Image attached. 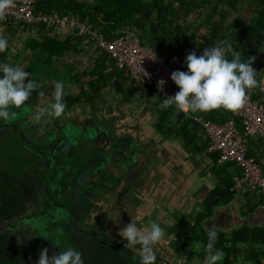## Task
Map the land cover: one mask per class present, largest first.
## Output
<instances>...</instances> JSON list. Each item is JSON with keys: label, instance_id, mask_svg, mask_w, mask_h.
<instances>
[{"label": "trees", "instance_id": "1", "mask_svg": "<svg viewBox=\"0 0 264 264\" xmlns=\"http://www.w3.org/2000/svg\"><path fill=\"white\" fill-rule=\"evenodd\" d=\"M252 1L255 3L253 14L249 21L243 27L239 28H236L235 26L237 24L236 20L232 19L226 23L225 18L228 17L231 12L237 10V5L242 3L241 0H215L214 2H212V0H37L35 3V10L43 13L55 10L60 13L73 14L75 17H78L79 20L84 21L91 25L92 28L103 33L106 38L117 36L123 30H127V28L135 29L137 36L142 41H146L155 47L166 45L169 51H176L183 58L185 57L182 54L183 52H186L187 54L190 51H195L196 54L199 55L203 48L212 46L218 40H223L224 37H226V41L232 43L233 48L241 53L242 59H246L248 55L254 57L251 61V66L258 72L259 69L264 66V0ZM206 8L210 9L206 11ZM198 10L203 12L199 14L197 13ZM217 14L218 17L215 18V15ZM187 17H190L191 19L186 21ZM224 25L228 28H235L233 29L234 32L228 29L230 37H227L225 33L221 34ZM38 29L43 30V34L46 33L47 30H50L44 28L42 25H40ZM86 37H88L87 34L77 35L72 33V35L67 36L66 42L57 44L54 39L51 37L48 38V36L44 34L43 40L28 38L29 40L27 39L26 47L29 50L34 51L33 55H37V53L42 51L46 54V58L47 55L51 58L52 55L60 56L63 51L68 48L71 51L78 53L84 49L86 45ZM81 43L85 45L81 46ZM92 43L96 44L93 39L87 44ZM6 53V50L5 52L0 53V62H5ZM100 55L102 58V63L99 62L101 63L100 65L94 64L92 67L85 69L84 71L71 70L68 78L63 80V83L77 82V80L84 82V76L90 78L85 84L88 85L87 91L80 86V92L75 96L71 97L69 94H64V97L62 96V100L65 102L66 107L71 106L74 100L80 99V96L86 98L87 102L93 101L92 103H94L96 94L100 93L105 87L109 88L108 86H110V84H112L115 90L119 92H127L128 94L140 92V95L145 97L146 100H150L152 96L155 95L151 86L136 87L127 84L124 70L116 67L112 59L105 53L100 52ZM27 56L28 55L26 54L25 57ZM107 67H110V69ZM70 68H72V66H70ZM181 70H185L184 65ZM112 78H114L113 82H110ZM61 79L59 81H61ZM122 85H125V87H122ZM251 97L257 99L255 95H251ZM154 101L156 106L155 112L158 116V119L155 122L156 130L162 132L164 137L178 136L183 138L186 140V144L189 141L194 142V139L196 138L199 139L201 145L197 146L194 143V146L190 149V151L194 152L205 150L208 144V139L206 138L203 129L198 127V121L193 119L192 116H200L203 119H208L214 122H222L231 116L229 111L223 108H217L207 112H183L177 109L174 105H169L166 108L159 107L161 101L158 98ZM8 137L14 138L10 134H8ZM46 137L47 138L43 139L44 142H35L36 144L38 143L37 145L48 144L46 145L45 151L38 150V152L34 148L27 151H30L34 157H43L44 162L47 161V175L43 177L47 181H43L41 178L42 164L38 158L35 157L34 159V157L25 153L27 152L26 150L22 152L19 149H12L11 153L4 154V151L1 148L3 146H0V224L2 221H7L20 216L26 209V206L33 198H35L36 193L39 190V185L43 191V198H45V201L50 203L52 208L57 207L60 211L62 210L65 213V216L58 217L59 224H63L64 220L65 224L69 225L72 229H75L76 226L79 227L78 224L80 221H84L83 218H80V216L76 214L78 209L76 211L74 206L70 212L68 206L62 203L60 198L55 200V195L58 193L60 194V197L72 200V194L74 193L73 182L76 180L77 176L73 170L72 184L67 181H59L56 179L57 175L53 172L55 170L54 166L49 164L51 153L48 152V148L55 143V138L62 139V142L59 143V147L61 144L63 145V143H65L66 137L63 134V129L61 127L56 128L53 139L49 136ZM23 140L26 142L25 139ZM256 141L263 145L262 150L264 152V144L259 138L250 140L249 144H251L252 147L259 146L256 144ZM26 143L28 144L29 142ZM17 145H19V143ZM54 152L59 154L57 149L54 150ZM250 153L247 152L248 155ZM262 156H264V154ZM216 158L217 154L213 153L211 160H214V163L216 162ZM258 163L264 165L263 163ZM231 164V162H227L221 166L224 172L219 173V180L204 199L206 212L197 217L195 221H191L189 216H181L182 218L179 217V220H177L176 223H173L172 228H175L177 232L179 231L177 235L178 239L173 243V246L177 248L178 245H181V253L185 251L184 247L186 243L190 242L191 239L196 238L202 241L203 245L200 251L203 250L204 252V245L207 243V236L202 228H200L201 225L199 221L203 216L210 215L212 209L216 205L222 202H227L232 198L233 192L230 191L229 188L233 184V179L230 175L234 171L227 173V169L231 167ZM85 167L88 168L89 166L85 165ZM215 168L219 167L216 165ZM71 172L72 171H70V173ZM121 178L122 177L119 175L116 177V180L120 181ZM50 182L56 185L52 186L49 184ZM80 182L82 185V183L86 182V179L83 178L79 183ZM81 191L85 192L84 188ZM63 193H65L66 196H62L64 195ZM50 194H52L53 197L50 196ZM74 197H79V194L74 195ZM80 212H82V210ZM23 219L26 222H31V219H36V217H31L30 215ZM99 219L100 218L92 222L96 224ZM34 223L35 226H38L36 221ZM197 224L200 225L198 226V232L196 231ZM35 231H37V229H35ZM255 232L256 230L254 229L251 231V234H255V238H260L261 233L257 232L256 234ZM40 234L41 233L38 235L40 236ZM102 235L106 236L103 231ZM247 236L245 228H239L231 238H226L223 233H217L214 248L220 249L224 253L223 259L219 261L218 264L237 263L241 258V248L238 242L245 243ZM75 239L77 240L73 241V245L70 246L80 251V247L77 245L78 237L76 236ZM70 240L72 241L71 237ZM92 240L94 243L96 242L94 237H92ZM47 243H50V241L47 240L40 244L42 246L38 247L37 253L30 257L32 261H35L36 258H38V254L42 248H47L49 251V246L54 247ZM94 243L92 242L90 246L87 245L86 247L88 248L86 251H80L84 264H138L137 261L135 263V261L132 260V256L134 255H128L124 252L122 253L120 248L121 255H115L108 250L115 246L109 248L101 243L99 246L105 248L103 249L105 251L103 252L101 250V253ZM59 248L63 249L60 245ZM59 250L52 251V254H55ZM192 250L186 252L187 261L190 257L195 255V252H192ZM35 252L36 251H34V253ZM196 252L198 253V251ZM120 256H122V259ZM124 256L130 257L129 263L123 259ZM31 260H29L24 254L16 237L11 234L0 233V264H31ZM243 260L244 259H241V261ZM155 264H158V262H155Z\"/></svg>", "mask_w": 264, "mask_h": 264}, {"label": "rangeland", "instance_id": "2", "mask_svg": "<svg viewBox=\"0 0 264 264\" xmlns=\"http://www.w3.org/2000/svg\"><path fill=\"white\" fill-rule=\"evenodd\" d=\"M214 1L215 0H212V2H214ZM241 1H242V3L237 5V8H236L237 10L234 13L231 12L230 15L225 18L226 23H228V21H230L231 19L236 20V23H237L235 25L236 28L243 27L249 21L250 17L253 14V10L255 7V3L252 0H241ZM209 9L210 8H206V11H208ZM202 12L203 11L200 12V10L197 11V13H199V14ZM192 17H194V16H192ZM217 17L218 16L215 15V18H217ZM190 19H191L190 17H187L186 21H188ZM223 28H225V25L223 26ZM17 31H18V33L23 32V31H21L20 28ZM24 31H26V30H24ZM24 39L25 38H21L18 36H14L12 38V43H11V45L9 44V46L12 49L17 51L18 58L11 57V55H10V57L7 59V64H20L22 67L25 68V62L21 63L20 58L26 59V57L22 58L24 56L23 53L25 52L28 54V53H31V51L29 49L23 48ZM92 51H94V50H92ZM32 55L29 54L28 56H31L32 59L34 58L33 60L37 64H39L43 61L47 62L48 66H45L46 67L45 70H49V75H50L49 78L50 79H52L54 81H59L62 78L61 82H63L64 79L68 78L69 73L71 71V68L67 62H63L62 68L61 67L56 68V67H54L53 62H52L54 60V58H52V57L49 58L48 55L46 58V54L44 52L40 51V53H37V55H33V56ZM31 65H34V64L32 63ZM41 65L43 67V65H45V64L41 63ZM24 70L27 72L31 71V69L27 70L26 68ZM42 79L43 78L40 76L37 78H33V80H35L37 83V88H36L37 93H36V89H34L35 90L34 92H33V90L31 91V94L29 96L30 98H28L26 100V106H27V104L31 98H37V97H38L37 99L40 102L43 101L42 97H44L46 99L45 100L46 105L44 106V108L50 106L51 103L54 102V100H55L54 92L50 91L51 93L48 94L47 91H45L46 90L45 88L42 87V89H41V87H40V89H38V87L41 84H43V82H44V81L42 82ZM25 81H27V77L25 78ZM64 86H65L64 87V93H66L68 84L66 83ZM46 88H47L48 92H49V90H52V88H53L52 83L47 84ZM41 90H43V92ZM68 92H69V95L74 93V91L73 92L68 91ZM102 92L96 94V96H95L94 102H96L97 99H100L102 104H97V106H95L93 108V111L91 110L92 119L95 116L97 119L101 120V118L104 119L103 117L100 118L101 115L109 116V115L113 114V116L112 115L110 116L112 118L110 120L111 122H109V123H113L114 125H117L118 123H123L124 120H121V119H123L126 116H130V118H128L127 120L125 119L126 122H128V123H139V121H142V120L145 121V123H154V121L156 119L155 115H153V113H151L149 110H152L151 101L153 102L155 97L158 98L157 96L151 98L150 100H146L145 97L140 95V92H135L133 94H128L126 91H125L126 93L117 92L112 86H110L107 91L103 90ZM33 94H35V96H33ZM121 98L123 100H121ZM124 101H127V102H124ZM79 102H80V104H83V102H84L83 97L82 98L80 97ZM90 102L92 103L93 101H90ZM64 104H65V102H64ZM83 106L85 107V105H83ZM122 106H125V108H122ZM70 108L72 110H69L68 108L65 107L64 114L58 119H57V117H59L60 115L57 117H53V116L49 115L47 112L41 113L40 112L41 107H37V112L35 110L32 111L33 115H32V112L31 113L29 112V115L31 114V118L28 121H27V118H25L26 121H24V122L22 120L24 112H23V114L16 116V117H19L21 119L22 123H26V127H24V130L27 133L24 134V138L21 135H19L18 127H21L19 125L20 123H14V126L11 125L12 123H9L8 124L9 126L7 127L8 131L6 129H3V132L0 131L1 132L0 133V143H1L0 146L1 145L3 146L1 148L4 151V154L11 153V151H12L11 143H15L17 141H19L22 144V147L24 145H26L27 150H30L32 148H37V150L45 151L46 145H48V144H44V145L39 144V146H38L37 145L38 143L36 144L35 142H40V141L44 142L43 139H45L46 136H49L51 139H53L54 131L56 130V128H58L56 123H62L64 121V119L65 120L66 119L67 120H72V119L76 120V119H78L77 114L81 115L80 118H82V123H91V122H89V120H86V122H84V119L86 118V116H84V115H88L87 111L85 113V109H83L82 113H78L79 110L81 109V105L79 106V104L77 103L75 106H73V108L72 107H70ZM75 108L78 110V112L74 110ZM114 108H117L118 111L112 112V109H114ZM25 109H26V107L24 106V111H25ZM32 109H33V107L30 105V110H32ZM102 109H104L106 112H103ZM72 112L73 113L76 112V114L72 115ZM102 112H103V114H102ZM88 113H90V112H88ZM123 113L125 114L124 117L122 116ZM127 113H129V115ZM137 113H138V115H135ZM143 114H146L145 115L146 119H143L141 117L138 121H133L135 119V117L141 116V115L143 116ZM147 117H149V119H147ZM114 118H117V119L115 120ZM132 118H133V120H131ZM20 119H19V121H20ZM29 121H31V122L29 123ZM65 122L68 123V121H65ZM69 123H72V122L69 121ZM121 125L123 126L126 124H121ZM109 126L112 127L111 125H109ZM7 132L14 138H10V137L7 138L8 137ZM23 139H25L26 142H29V143L26 144V142ZM58 140H59V138L56 137L54 140L55 143H53L54 144L53 147H54V150H56V149H57V151L60 150V153L58 154L57 152H54V151L50 152L51 156L49 158V164H52L55 168V170L53 172L55 173V175H57L56 179H58L59 181H62V182L67 181L68 183L72 184L73 170L75 171V174H77V176H76V180H74V182H73V185H74L73 192L74 193L72 194V200L60 197L59 193L57 195H55V200H58V198H60V200H62V203H64L66 206H68V208L71 212L73 209L72 208L73 206L78 208L79 205H81V202L85 203V201L74 197V195L80 194L81 190L83 189V186H84V188H86L84 185L85 183H82V185H81V182L79 183V181L81 179H83V178L88 179L89 175L97 174V172L99 170L97 166H101L99 163L96 162L97 152L101 151V148L97 147L96 149H92L91 148L92 145L86 144L87 140L85 138L80 137V138L76 139V136H74L73 137L74 145H71L70 140L66 138L65 144L61 145V149H60ZM74 141H76V142H74ZM80 144H84V145L80 146ZM148 145H150V142L148 143ZM100 146L104 147L105 149L110 150V147L108 145L105 146L104 144H101ZM129 148H132V147L129 146ZM139 148H140V151L142 153H145L143 160H145V159L148 160V164H147L148 167H147V169L144 170L145 175L143 177L139 176V174L136 175V178L134 179L135 184L133 183L135 192H134V194L131 193V194L127 195L130 200L124 199L125 194H122L121 196L116 198V199H118L116 202L117 204L115 202H113L111 205L108 203L109 206L107 207V209L103 208L102 209L103 211L100 212L101 214H97L98 211L96 209H90L89 210L90 214L87 216L88 218L86 219V221H82V222L80 221L78 224L79 227L76 226L75 229H72L69 225L64 223V220H63V224H59L60 222L58 220L59 219L58 217L65 216V213L62 210L60 211L57 207L52 208L50 206V203H47V201H45V198H43V191L39 185V187H38L39 190L36 193L35 198H33L32 201L26 206V209L24 210V212L20 216L14 218V219H10V220L1 222L0 233L11 234L14 237H16L18 239V242H19L21 249L23 250L24 254L27 256V258H29V260H31L30 259L31 255L37 253L38 247L42 246V245H40L41 243L49 240L50 243H47V244L53 245L54 247H56V248H54L52 246L48 247L49 251L47 254L52 255V251L57 250V249L61 250V248H59V245L63 248L65 246L73 245V241L77 240V239H75L76 236L78 237L77 245L80 247V251H86V249L88 248L86 246L87 245L90 246V244L92 242L94 243V241L92 240V237H94V239L96 240L94 245L96 247H98L100 252H101V250L103 252L105 251V250H103L105 248H103L102 246H99V244L102 243V245L109 247V248L111 246L115 245V247L110 248L108 250H110L115 255H121V250L119 249V247L121 246V241H117V240L115 241V240H112L111 238H113L114 234H117V233L119 234V230L122 229L131 220L136 223L137 227L140 228L141 231L146 230L151 221H155V222L159 223L160 226L164 229L163 236L158 241L159 243L164 244V243H167V241H170V242H173L175 240L177 241V239H176L177 238L176 237L177 232H171V231L165 229V227L162 226L161 223L162 222L164 223V221H166V223H171V222L174 223L176 217L180 216V214H181V216H186V214H188V216H189L187 208L182 209L184 211L183 213H181V210L178 211L176 209V207L172 208V206H174L176 203H174V201L171 202L169 199H167L165 197V195H167V193L170 191H171L170 193L173 194V191H172L173 187L171 186V182L163 181V173L161 172L160 167H158L159 162L152 161L149 163L148 157L153 156V154L151 155V150L147 149V147L145 148L144 146L143 147L139 146ZM135 151L136 150H133V152H131L130 154H133ZM140 154H139V157H140ZM27 155L34 157L30 151L27 152ZM161 155L162 156L166 155L168 158H170L169 156L172 154H171L170 149H164V150H161ZM35 157L38 158L42 164L41 178L43 181H47L45 178H43L47 175V172H46L47 161L44 162L43 157H41V158H39L38 156H35ZM35 157H34V159H35ZM85 165H88L89 167L87 168V167H85ZM131 165L133 167L135 165V162L132 163ZM115 170L113 172H115ZM134 170H136V168H134ZM70 171H72V172L70 173ZM139 172H141V171H139ZM108 173H110V172H108ZM87 174H89V175H87ZM134 174H136V173H134ZM153 174H158V179L156 181L153 180V178L151 177V175H153ZM107 175H108L107 172L104 173V172L100 171L97 174V177H99V180H102L104 182L106 181L107 184L112 188L113 187V185H111L112 182L107 177ZM97 177L95 179V182H98ZM76 182H78V183H76ZM109 182H111V183H109ZM49 184L52 186L56 185V184H53L51 182ZM129 190H130V187H129ZM63 194L64 195H62V196H66L65 193H63ZM50 196H52V194H50ZM97 196H98V193L96 195H92L91 197L96 198ZM123 199L126 200L127 202H129L132 207L129 204L125 203ZM177 199H178V197H177ZM88 201H92V200H88ZM98 201H100V200L99 199L93 200V202H97L96 205L98 204ZM122 201H123V203H122ZM176 201H178V200H176ZM136 202H137V205H136ZM124 203L127 204L126 207L128 209L132 210V213L129 216L127 215V213H125V210L123 211L124 206H122V204H124ZM52 204H54V203H52ZM98 205H100V203ZM175 210H177L178 212ZM174 211H175V213L177 212L175 215L176 217L173 215ZM67 213H68V211H67ZM138 214H140V216H139L140 218L135 220V215L137 216ZM30 215H31V217H33V216L36 217V219H33V220L31 219V222L30 221L26 222L23 218H26ZM191 215L192 214H190V216ZM107 216L114 218V221H115L114 224H111L107 220L102 219V218L107 217ZM21 218H22V220H21ZM93 218H95V220L98 218H100V219L98 220V222L96 224H94L93 222L91 224V220ZM62 219H65V218H62ZM35 221L38 223V226H35V223H34ZM30 223L33 225V227ZM35 229H37V231H35ZM102 231L104 233H105V231L107 233H109V237L107 235L103 236ZM115 231H117V233ZM39 233H41L40 236L38 235ZM70 237H71L72 241L70 240ZM82 237H84V238H82ZM100 240H102L103 242ZM115 243H117V247H116ZM191 244H192V242L186 243V245L184 247L185 252H188L192 249H196V247H194V248L191 247V246H194ZM201 244L202 243L198 242V244H197L198 249L201 246ZM138 246L139 245H137V247ZM176 246H177V244H176ZM162 247H164V246L162 245ZM169 247H170V245H169ZM174 248L176 250H178V249L180 250V251L178 250V254L181 253V245L177 246L178 249L175 246H174ZM128 250H127L128 251L127 254L132 253V255H134V256L139 255L138 252L134 249L128 248ZM34 251H36V252L34 253ZM160 251L163 252L164 254L167 252L166 249H164V248L160 249ZM196 251H198V250H192V252H195L194 253L195 257L191 258V262L193 264H206L205 262H203V260H206V255L204 254L203 250L199 251L198 253ZM134 256H132V258ZM120 257L122 259V256H120ZM184 257L185 256L182 255L178 259L185 261L186 258H184ZM123 259L125 261H127L128 263L130 261V257H128V256H124ZM161 259H163V258H161ZM35 261H32L31 264H35Z\"/></svg>", "mask_w": 264, "mask_h": 264}, {"label": "crops", "instance_id": "3", "mask_svg": "<svg viewBox=\"0 0 264 264\" xmlns=\"http://www.w3.org/2000/svg\"><path fill=\"white\" fill-rule=\"evenodd\" d=\"M235 12V11H234ZM232 12V13H234ZM73 15V14H71ZM74 16V15H73ZM218 16V14H217ZM232 20V19H231ZM82 21V20H81ZM19 29V28H18ZM16 27L13 25H1L0 24V35H3L7 38L9 44L11 45L12 43V38L14 36H18L21 38H25L23 42V48H26V43L28 38H36V39H44V34L46 36L51 37L54 39V41L59 44L61 42H66V38L68 35H72V30L69 28H51L50 30H47L46 33L43 34V30H39L36 27H30V29H24L21 28L22 33L19 32ZM228 29L233 31L235 28H228L225 26V28L222 29L221 34H226L227 37H230V34L228 33ZM26 30V31H24ZM234 32V31H233ZM43 34V36H42ZM91 39H88L86 37V45L81 43V46H84V49L79 51L78 53L71 51L69 48L63 51V53L60 56H51L54 58L53 65L56 68L61 67L63 65V62H67L69 66H72L71 70L72 71H84L85 69H88L92 67L94 64L100 65L102 63V58L100 55V51L95 49L94 44H87ZM227 38L224 37L223 40H218L215 44L212 46H215L217 43H222V42H227ZM57 47V46H56ZM9 49H12L9 46ZM94 50V51H92ZM31 53L33 54L34 51L30 50ZM6 56H5V62L7 63V59L10 57H16L18 58L17 51H9L6 50ZM17 54V55H16ZM25 55L27 53H23ZM27 54V55H29ZM33 56V55H32ZM106 59V58H105ZM20 62L24 63L25 62V68L31 69L29 73H31V79L37 78V77H42V82L46 81V84H50V81L53 84L54 80L49 78V70H45L46 67L48 66L47 62H41L44 63L45 65H42L39 63H35V61L32 60L31 56H27L26 59H21ZM101 62V63H99ZM34 64L31 66V64ZM58 63V64H57ZM58 66H57V65ZM50 65V64H49ZM31 66V67H30ZM42 67V68H41ZM110 69V67H107ZM84 76V75H82ZM84 82H80V80H77V82H67L70 85V88L67 86V92L68 91H74L73 94H70L71 97L75 96L80 92V86L87 91L88 90V85H85L86 82L90 79L87 76H84ZM28 78V77H27ZM256 78L258 81H262L259 86L250 88L247 90V93L249 92L250 96L255 95L258 100L262 101L264 103V66L259 69V71L256 74ZM112 78L110 82H113ZM43 82V84H44ZM41 84V89L42 87L44 88V85ZM126 85V84H125ZM125 85L122 87H125ZM112 86V84H110ZM108 86V87H110ZM113 87V86H112ZM114 88V87H113ZM115 89V88H114ZM34 90V89H33ZM43 92V90H41ZM82 91V89H81ZM119 92V91H117ZM37 93V92H36ZM84 94V93H83ZM35 95V94H34ZM156 96V95H154ZM153 98V96H152ZM156 98V97H155ZM154 98V100H155ZM157 99V98H156ZM159 99V98H158ZM34 99L31 98V101ZM34 102V101H33ZM38 101L34 102L33 105ZM78 102L74 100L73 106H75ZM97 104H102L101 100H96V102L92 103L91 106L94 108L97 106ZM69 106L68 109L72 110L70 107L73 108V106ZM89 103L85 107V109H91ZM20 107H23L21 105ZM67 108V107H66ZM77 108V107H76ZM74 109L77 111V109ZM119 108V107H118ZM117 108L112 109V112L117 111ZM103 112H106L104 109H102ZM102 112V114H103ZM113 116V114H111ZM103 117L104 115H101L100 118ZM194 118H201L200 116H192ZM105 119V118H104ZM106 120V119H105ZM108 121V120H106ZM123 124V123H122ZM125 125V131L123 129H119L117 131L118 135L124 136V138L114 142L115 145L112 147L113 156L115 159H118L119 161L122 162L121 171L126 170L127 172L131 173L132 175L136 176L139 174V176L143 177L145 175V169H147V164L148 160L145 159L143 160L144 154L141 155L140 157L137 156V162L135 165L132 167V160L131 157H129V160H125L121 157L119 151L124 152L127 147V143H129V146L132 148H129L127 151L130 152L132 149L138 148V146L147 145L148 141H144V138L138 137L136 130H133L134 128L131 123H124ZM128 124H130V128H127ZM155 124V123H154ZM153 123H145V127L149 128L150 133H158L160 131L156 132L155 126ZM199 124V123H197ZM121 123H118L117 126L118 128L120 127ZM113 126V124H111ZM116 126V127H117ZM200 127V124L198 125ZM115 129V128H114ZM113 129V130H114ZM200 129V128H199ZM201 130V129H200ZM202 132V131H201ZM123 134V135H122ZM157 135V134H156ZM126 138V139H125ZM197 139V138H196ZM194 139V142L189 141L187 144L185 143L186 140L183 138H180L178 136H172V137H164L163 133L160 134L159 138L157 141V149L159 152L164 149H170L171 154L168 158L166 155L163 157H160L158 160L154 158L153 156L148 157L149 158V163L152 161H157L159 162V166L161 172L163 173V181H169L171 182V186L173 187V194L170 192L165 195L167 199H169L171 202L174 201L176 203L172 208L176 207V209L179 211L181 210V213L184 211L182 209L187 208V211L189 213V218L191 221H195L197 217L202 215V213L206 212V207L204 205V199L206 196L209 194V191L215 186V183L219 180V173H223L224 171L222 170L221 166L224 165V163H220L217 161L214 163V160H211V157L213 153H209L205 150L203 151H190V149L194 146V143L197 146L201 145V142L199 139ZM151 140V139H150ZM149 140V141H150ZM256 144L259 146H253L249 144L248 147V152H252L249 154V156L254 157L257 162L263 163L264 164V154L262 150V146L260 142L256 141ZM146 147V146H144ZM190 147V148H189ZM151 150V149H150ZM187 153V154H186ZM215 153V152H214ZM215 154L218 155L216 152ZM161 158H164V161L166 164L162 163L160 161ZM122 159L124 161H122ZM135 160L133 161V163ZM227 163V162H225ZM138 165V166H137ZM218 166L219 168H215V166ZM172 166L175 168L174 171L176 173L174 175L170 174L171 172L169 171ZM264 167V165H262ZM133 168V169H132ZM136 168V170H134ZM166 168V172L163 171V169ZM134 170V171H133ZM141 171V172H139ZM230 171H234L231 173V178L237 174H239V169L232 163L231 167L227 169V173ZM122 173V172H121ZM136 173V174H134ZM152 176V175H151ZM174 179V180H173ZM132 183L135 184V180L132 181ZM232 186V185H231ZM178 197V199H177ZM178 200V201H176ZM186 206V207H185ZM175 210V211H177ZM174 211V212H175ZM177 211V212H178ZM176 212V213H177ZM176 213H173L175 216ZM190 214H192L190 216ZM188 217V214H186ZM176 217V216H175ZM180 216H177L175 219V223L177 220H179ZM182 218V217H181ZM202 230L206 234L207 231V226H214L215 230L217 233H223L226 238H231L233 234L240 228H245V231L247 232V240L245 243L238 242L240 245L241 251H240V260L234 264H264V195L262 194H255L251 192L250 190L243 191L240 193H234L231 199H229L227 202H222L216 205L213 209L210 215L208 216H203L201 220L199 221ZM199 224L196 225V231L198 232V229L200 226ZM256 230V234L261 233V239L260 238H255V234L252 235L251 231ZM177 231V230H176ZM179 232V231H178ZM177 232V235H178ZM252 237V238H250ZM254 238V239H253ZM178 239V238H177ZM190 242H194L198 244V242L202 243L201 240L198 238L196 239H191ZM192 245V244H191ZM202 245L199 247V249L196 246V249L193 250H198V252L202 249ZM194 248V246H191ZM183 253H186L183 251ZM253 253V254H252ZM195 257V256H193ZM186 258V256H185ZM241 259H244L241 261ZM184 262V261H182ZM203 262L206 263V260Z\"/></svg>", "mask_w": 264, "mask_h": 264}, {"label": "clouds", "instance_id": "4", "mask_svg": "<svg viewBox=\"0 0 264 264\" xmlns=\"http://www.w3.org/2000/svg\"><path fill=\"white\" fill-rule=\"evenodd\" d=\"M11 3L12 0H0V18H3ZM94 47L103 52L96 44ZM5 50L14 51L9 49L7 38L0 35V53ZM182 54L185 56L182 57L185 70H173L169 77L178 87V91L161 99L159 105L161 108L174 105L183 112L193 113L217 108L238 110L247 100V90L259 86L262 82L258 81L257 71L251 66L254 57L248 55L246 59H242L241 53L235 50L230 42L207 46L199 55L195 51ZM151 55L155 58L152 50ZM24 69L20 64L0 62V121L2 122L14 120L17 112L13 109L25 104L31 91L37 88L36 81L31 79L32 74ZM26 77H28L27 81H25ZM65 84L61 81L55 82L53 85L55 100L50 106L41 108V113L47 112L53 117L64 114L65 104L62 96L68 94L64 93ZM158 84L162 86L163 81H158ZM68 88H70L69 84ZM193 119L197 121V118L193 117ZM163 233L164 229L155 221H151L144 231H141L132 220L119 230V235L126 240L124 247L135 249L139 253V264H155L157 255L154 245L162 238ZM206 236L207 243L204 245L206 264H218L223 259L224 253L214 248L217 239L214 226H207ZM47 253L48 249L42 248L35 264H84L80 251L72 246H65L52 255Z\"/></svg>", "mask_w": 264, "mask_h": 264}, {"label": "built area", "instance_id": "5", "mask_svg": "<svg viewBox=\"0 0 264 264\" xmlns=\"http://www.w3.org/2000/svg\"><path fill=\"white\" fill-rule=\"evenodd\" d=\"M36 1L12 0L3 18H0V24L13 25L17 29L38 28L40 25L47 29L66 27L74 34H87V38L93 39L116 67L124 70L128 84L151 86L160 101L178 91L169 78L173 70H181L184 65V59L178 52L169 51L166 45L155 47L142 41L135 29L127 28L117 36L106 38L103 33L71 14L55 10L37 12ZM160 80L163 81L162 86L158 84ZM228 111L231 116L222 122L197 118L208 139L206 151L217 152L218 162H231L239 169V174L233 177L230 191L240 193L250 190L264 195V167L247 154L250 140L259 138L264 144V103L253 99L248 92L243 106Z\"/></svg>", "mask_w": 264, "mask_h": 264}, {"label": "flooded vegetation", "instance_id": "6", "mask_svg": "<svg viewBox=\"0 0 264 264\" xmlns=\"http://www.w3.org/2000/svg\"><path fill=\"white\" fill-rule=\"evenodd\" d=\"M109 88H107V87H105V88H103L102 90H101V92L103 91V90H108ZM100 92V93H101ZM103 93V92H102ZM81 98L83 97V96H80ZM153 97H155V96H153ZM83 99H84V102H83V104H80V102H79V99L78 100H76L77 102H78V104H79V106L81 105V111L79 110V112H78V110H77V112L78 113H82L83 112V109H85V107L87 106V104L89 103V105L90 104H92V103H90V102H87V100H86V98H84L83 97ZM31 100V99H30ZM121 100H123L122 98H121ZM155 100H156V98H155ZM124 102H127V101H124ZM123 102V103H124ZM155 101H151V104H152V110H149L151 113H153V115H155V121H154V123L157 121V119H158V116H157V113L155 112ZM46 105V102L45 101H39V102H37V104L35 103L34 105H33V109L32 110H30V113L32 112V111H36L37 112V107H41V108H44V106ZM83 105H85V107L83 106ZM90 107H91V109H85V113H86V111H87V114L88 115H84V116H86V118H88V120H89V122H91V123H88L89 124V126L88 125H80V128L81 129H84V131H85V139L87 140V144H90V145H92L91 146V148L92 149H96L97 147H100L101 148V151H99V152H97V160H96V162L97 163H99L101 166H97L98 167V172H97V174L100 172V171H102V172H104V173H106L107 172V177L111 180V182H112V184L111 185H113V187L111 188L110 186H109V188H108V184H107V182L105 181H102V180H99V177H97V174H94V175H89V177H88V179L86 178V182H85V187L87 188H84V186H83V188H84V190H85V192H83V191H81L80 192V194H79V197H77V198H79V199H81V200H83V201H85V203L84 202H81V205H79V207L77 208V207H74V209L77 211V209H78V212H76V214L77 215H79L80 216V218H83V220L84 221H86V219L88 218L87 216L90 214V212H89V210L90 209H96L97 211H98V213L97 214H101L100 212L101 211H103L102 209L103 208H105V209H107V207L109 206V204L111 205L113 202H117V200L118 199H116V198H118L119 196H121L122 194H125V196H124V199H128V200H130L129 198H128V194H131V193H133L134 194V192H135V189H134V186H133V183H132V181L136 178V176H134V175H132L131 173H129V172H127V170H126V166H125V170H123V171H121V169H119V167H121V165H122V162L121 161H119L118 159H115V157L113 156V154L115 153L114 151H113V149H112V147H114V145H115V143L114 142H116V141H118V140H120V139H122V138H124V136H121V135H118L117 134V131L119 130V129H123V131H125V125H120V127L118 128V126L116 127L115 125H113L112 127H110L109 125H111L112 123H108V122H111L110 120H111V118L112 117H110L111 115H109V116H105L104 118H106L108 121H106V120H104V119H102L101 118V120H99V119H97L95 116H94V118L92 119V117H91V115H92V112H91V110L93 111V106H91L90 105ZM122 108H125V106H122ZM13 110H15L16 112H17V115L16 116H19V115H21V114H23V112H25L26 111V109H25V111H24V107H22V108H15V109H13ZM118 111V110H117ZM148 111V112H149ZM88 112H90V113H88ZM64 113V112H63ZM117 114V113H116ZM128 115H129V113H127ZM32 115H33V112H32ZM135 115H138V113L137 114H135ZM146 114H143V116L141 115V116H137V117H135V119L133 120V118L131 119V120H133V121H138L141 117L143 118V119H146V116H145ZM29 116V117H28ZM62 116V114L59 116V118ZM122 116L124 117L125 116V114L123 113L122 114ZM121 116V117H122ZM25 118H27V121L31 118V114L29 115L27 112H25L24 113V115H23V118H22V120H23V122L24 121H26V119ZM128 118H130V116H126V117H124L123 119H121V120H124L123 121V124L124 123H128V122H126V120L128 119ZM19 117H16L14 120H12V121H10V122H2V121H0V131L1 132H3V129H6L7 130V127L9 126L8 124L9 123H12L11 125H13L14 126V123H20L19 125L21 126V127H19L18 128V131H19V135H21L23 138H24V134L25 133H27V132H25V130H24V127H26V123H22L21 122V119H20V121H19ZM92 119V120H91ZM115 120L117 119V118H114ZM126 119V120H125ZM147 119H149V117H147ZM17 120V121H16ZM91 120V121H90ZM120 120V121H121ZM69 121H72V120H69ZM31 121H29V123H30ZM62 123H64V121L62 122ZM153 123V124H154ZM122 124V123H121ZM132 124V126L134 127V128H132L133 130H136V131H138L137 132V136L138 137H142V138H144V141H148V143L150 142V145H148V143H147V146L146 145H143V146H146L147 147V149H151V155L153 154V157L154 158H156L157 160L160 158V157H163L162 155H161V152H159L158 151V149H157V144H158V142L159 141H157L158 140V138H159V136H160V134H162V132H158V133H154V134H152V133H150V130H149V128H147V127H145L144 125H145V121H139V123H131ZM154 126H155V124H154ZM17 127V126H16ZM72 127V126H71ZM62 129L64 128V126L63 127H61ZM73 128V127H72ZM115 128V129H114ZM127 128H130V124H128V126H127ZM114 129V130H113ZM156 129V128H155ZM108 130H110L111 131V133H108ZM8 131V130H7ZM0 132V133H1ZM156 132H157V130H156ZM8 133V132H7ZM9 134V133H8ZM157 134V135H156ZM5 135V134H4ZM3 135V136H4ZM123 135V134H122ZM8 136V135H7ZM7 138H9V137H7ZM26 138V137H25ZM45 138H47V137H45ZM126 139V138H125ZM151 139V140H150ZM150 140V141H149ZM58 142L60 143V142H62V139H59L58 140ZM19 143V145H17ZM27 144V143H26ZM63 144H65V143H63ZM101 144H104L105 146L106 145H108L109 147H110V150H108V149H105L104 147H101L100 145ZM11 145H12V149H19L20 151H22V152H24V150H26L27 151V149H26V145H24L23 147H22V144L19 142V141H17V142H15V143H11ZM53 145L54 144H52V146H50L48 149H49V151L48 152H53L54 151V147H53ZM62 145V144H61ZM39 146V145H38ZM128 146H129V143H127V147H126V150L123 152V153H125L126 155H128V157H131V160H132V163H133V161L135 160V163L137 162V159H136V157L137 156H139V154L141 153L142 155L144 154V156H145V153H142L141 151H140V148H139V146H138V148H135V152L133 153V154H130L131 152H128L127 151V149H128ZM33 147V146H32ZM145 147V148H146ZM60 149H61V146L59 147ZM35 150H37V148H34ZM38 151V150H37ZM28 152V151H27ZM27 152H25V153H27ZM39 152V151H38ZM114 152V153H113ZM59 153H60V150H59ZM141 154H140V156H141ZM110 155V156H109ZM125 160H129V158L128 159H125ZM122 161H124L123 159H122ZM116 169V170H115ZM115 170V172H113ZM108 172H110V173H108ZM122 172V173H121ZM121 176L122 178L120 179V181L119 180H116V177H118V176ZM96 177H97V180H98V182H95V179H96ZM151 177H153V175L151 176ZM155 178V177H154ZM174 180V179H173ZM115 181V182H114ZM111 182H109V183H111ZM129 187H130V190H129ZM111 188V189H110ZM98 193V196L96 197V198H92L91 196L92 195H96ZM87 199V200H86ZM94 199H99L100 201H98V204L100 203V205H96V203L97 202H93V200ZM107 199V200H106ZM123 199V200H124ZM88 200H92V201H88ZM124 202L125 203H127V204H129L130 206H131V204L129 203V202H127L126 200H124ZM109 203V204H108ZM122 203H123V201H122ZM122 204V206H124V208H123V211L125 210V213H127V215L129 216V215H131V213H132V210L131 209H128L127 207H126V205L127 204ZM76 204V203H75ZM117 204V203H116ZM121 204V203H120ZM132 207V206H131ZM139 207V206H138ZM82 210V212H80ZM131 210V211H130ZM83 214V216H82V214ZM140 214H138L137 216L135 215V220H137V219H139L140 217ZM138 217V218H137ZM102 219H106L109 223H111V224H114V218H111V217H104V218H102ZM95 220V218H93L92 220H91V224H92V221H94ZM161 225L162 226H164L165 227V229H167V230H169V231H171V232H177L176 230H175V228H172L173 226V223L171 222V223H166V221H164V223L162 222L161 223ZM166 230V231H167ZM116 233H117V231H115ZM105 234L109 237V233H107L106 231H105ZM176 237H177V234H176ZM112 240H117V241H121V246L119 247L121 250H122V253L124 252V253H127L129 250H128V248H126V247H124V244L126 243V240L124 239V238H122L118 233L117 234H114V236H113V238H111ZM177 239V238H176ZM114 241V242H115ZM176 241V240H175ZM175 241H173V242H170V241H167V243H159V242H157L155 245H154V250H155V252H156V255H157V259H156V262H158V264H193L192 262H191V258H193V257H190V259L188 260V261H186L187 260V258H186V260L184 261V262H182L183 260H181V259H178L179 257H181L182 255H184V256H186L187 254L186 253H180V254H178V251H176L175 250V248H174V246H173V243L175 242ZM116 244V247H117V243H115ZM164 246V247H162V245ZM172 244V245H171ZM169 245H170V247H169ZM192 245H194V247H196L197 246V244L196 243H192ZM115 246V245H114ZM137 247V246H136ZM139 247V246H138ZM137 247V248H138ZM166 249V253L164 254L163 252H161L160 251V249ZM128 250V251H127ZM135 250V249H134ZM139 254V253H138ZM128 255H132V253H130V254H128ZM179 256V257H178ZM195 256V255H194ZM161 258H163V259H161ZM185 258V257H184ZM132 260H134L135 261V263H136V261L138 262V264H139V255L138 256H136V258H135V256L133 257V259ZM179 260V261H178Z\"/></svg>", "mask_w": 264, "mask_h": 264}, {"label": "water", "instance_id": "7", "mask_svg": "<svg viewBox=\"0 0 264 264\" xmlns=\"http://www.w3.org/2000/svg\"><path fill=\"white\" fill-rule=\"evenodd\" d=\"M53 81V80H52ZM55 82L56 81H54V83L53 84H55ZM47 82L45 81L44 82V88L46 89L45 91H47V93L48 94H50L51 92L50 91H52V92H54V88H52V90H49V92H48V90H47V88H46V84ZM41 86V85H40ZM40 86L38 87V89H40ZM35 90H33V92H34ZM36 92H37V89H36ZM33 96H35L34 94H33ZM30 98V97H29ZM38 98V97H37ZM37 98H32V99H34L33 101L34 102H36V101H38L39 102V100L37 99ZM43 98V101H45L46 99L44 98V97H42ZM33 101H29L28 102V104H27V106H26V101H25V104H23V107L25 106L26 107V111L25 112H27L28 114H29V112H30V105L33 107ZM66 107V106H65ZM19 108H22V107H19ZM68 108V107H67ZM24 112V113H25ZM73 114H76V112L75 113H73L72 112V115ZM77 117H78V119H72V123H69V120H65V121H68V123H66L65 121H64V123H58L57 124V126L58 127H63L64 126V128H63V134L65 135V137L67 138V139H69L70 140V144L71 145H74V143H73V137L74 136H76V139L77 138H80V137H83V138H85L84 136H85V131H84V129H81L80 128V125H88L89 126V124L88 123H82V118H80L81 117V115H78L77 114ZM104 117H105V115H104ZM106 119V118H105ZM86 120H88V118H85L84 119V122H86ZM107 120V119H106ZM109 123V122H108ZM113 124V123H112ZM114 125V124H113ZM73 128H72V127ZM115 126H117V125H115ZM108 133H111V131L110 130H108ZM77 141V140H76ZM76 141H74V142H76ZM65 142H66V140H65ZM87 144V143H86ZM81 145H84V144H80V146ZM88 145V144H87ZM133 150H135V149H132L130 152H133ZM118 153H120V155H121V157L123 158V159H128L129 157H128V155H126L125 153H123V152H121V151H119ZM159 161V160H158ZM160 161L162 162V163H164V164H166V162L164 161V158H161L160 159ZM174 167L172 166V168H170V174H172V175H174L175 173H176V171H174ZM163 171L164 172H166V168H164L163 169ZM155 177V178H154ZM153 180H157L158 179V174H153Z\"/></svg>", "mask_w": 264, "mask_h": 264}]
</instances>
